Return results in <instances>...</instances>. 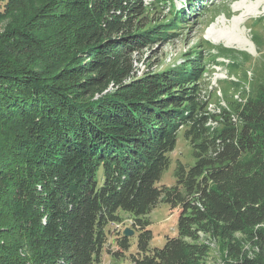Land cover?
Wrapping results in <instances>:
<instances>
[{"label": "trees", "instance_id": "1", "mask_svg": "<svg viewBox=\"0 0 264 264\" xmlns=\"http://www.w3.org/2000/svg\"><path fill=\"white\" fill-rule=\"evenodd\" d=\"M144 2L0 0L23 10L0 33V264H100L120 211L138 232L132 264H204L206 231L234 264H264V75L257 95L214 112L198 62L137 76L132 54L169 31L149 15L174 4ZM171 9L170 28L186 20ZM180 130L193 163L158 184ZM160 201L177 230L152 248ZM113 242L123 256L130 236Z\"/></svg>", "mask_w": 264, "mask_h": 264}, {"label": "rangeland", "instance_id": "2", "mask_svg": "<svg viewBox=\"0 0 264 264\" xmlns=\"http://www.w3.org/2000/svg\"><path fill=\"white\" fill-rule=\"evenodd\" d=\"M189 2L193 5L189 6ZM144 3L149 4L151 0H145ZM172 3L174 4L158 3V10L149 15L151 24L148 26L167 24L169 31L159 41L151 42L148 47L132 54L137 76L174 73L191 61L198 62L202 71L199 88L208 101L210 112L228 107V102L257 95L256 86L264 75V0H173ZM257 3L260 5L257 6ZM37 4V0H31L29 6L35 8ZM172 5L184 8L186 20L170 28ZM22 11L18 7H3L0 4V33L8 25L23 20L20 14ZM231 33L238 37L246 36L247 44L244 49L224 44L226 35ZM111 90L108 87L101 95ZM97 96L99 94L95 97ZM170 158V165L162 173L158 184L175 183L174 167L178 161L185 165L193 163L192 149L183 137L182 130L178 132L176 146L170 153ZM119 216L121 221L112 226L129 228V224H132L131 216L122 211ZM177 217V209L170 208L163 201L151 210L147 217L150 221L149 229L152 230L150 247L160 248L167 236L176 235ZM261 226L264 229V224ZM109 229L106 249L116 250L117 246L113 242L116 232L110 227ZM137 235L138 232L134 231L130 236V246L123 256L117 257L109 254L108 250V253L103 251L100 264H132L129 255L137 251ZM235 236L240 239L243 237L238 233ZM199 240L208 248L204 264H234L227 255L224 243L212 233L200 232ZM242 250L248 257H252L257 248L246 241Z\"/></svg>", "mask_w": 264, "mask_h": 264}, {"label": "bare ground", "instance_id": "3", "mask_svg": "<svg viewBox=\"0 0 264 264\" xmlns=\"http://www.w3.org/2000/svg\"><path fill=\"white\" fill-rule=\"evenodd\" d=\"M258 4L259 3H257V6H258ZM237 10H241V8H237ZM226 36H225L226 38H225V41H224V44H226V46H237V47L243 48V49L245 48V46L247 44V40L245 39V37H246L245 35L241 36V37L240 36L238 37V35H236L234 33H231L229 36L228 35H226ZM215 42H217V40H215ZM129 228H131V227H129Z\"/></svg>", "mask_w": 264, "mask_h": 264}, {"label": "water", "instance_id": "4", "mask_svg": "<svg viewBox=\"0 0 264 264\" xmlns=\"http://www.w3.org/2000/svg\"><path fill=\"white\" fill-rule=\"evenodd\" d=\"M134 233V231L130 228H126L123 230V235L125 236H131Z\"/></svg>", "mask_w": 264, "mask_h": 264}, {"label": "built area", "instance_id": "5", "mask_svg": "<svg viewBox=\"0 0 264 264\" xmlns=\"http://www.w3.org/2000/svg\"><path fill=\"white\" fill-rule=\"evenodd\" d=\"M110 228L112 230H115L114 232H123V230L125 229L122 226H120V227H112L111 224H110Z\"/></svg>", "mask_w": 264, "mask_h": 264}]
</instances>
